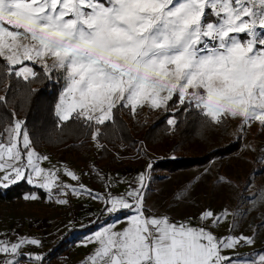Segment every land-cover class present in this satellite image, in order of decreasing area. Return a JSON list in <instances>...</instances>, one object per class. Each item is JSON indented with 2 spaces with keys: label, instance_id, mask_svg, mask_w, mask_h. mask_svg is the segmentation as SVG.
Returning a JSON list of instances; mask_svg holds the SVG:
<instances>
[{
  "label": "snow or ice",
  "instance_id": "1",
  "mask_svg": "<svg viewBox=\"0 0 264 264\" xmlns=\"http://www.w3.org/2000/svg\"><path fill=\"white\" fill-rule=\"evenodd\" d=\"M0 60L4 72L29 83L41 78L35 65L45 81L55 78L57 127L78 121L95 128L97 145L100 126L119 109L172 111L173 130L181 110H195L210 128L231 119L241 132L254 122L264 129V0H0ZM37 91H29V102ZM12 117L0 128V189L26 180L59 205L70 194L102 201L112 222L86 238L96 245L86 264H264V252L239 251L254 245V236L211 231L227 208L202 211L195 226L192 218L150 214L151 160L125 192L94 193L71 170L63 175L78 187L43 168L49 158L36 151L27 121ZM121 214L124 226L117 229ZM16 236H0V264H43L44 254L26 250L43 242Z\"/></svg>",
  "mask_w": 264,
  "mask_h": 264
},
{
  "label": "rangeland",
  "instance_id": "2",
  "mask_svg": "<svg viewBox=\"0 0 264 264\" xmlns=\"http://www.w3.org/2000/svg\"><path fill=\"white\" fill-rule=\"evenodd\" d=\"M25 63L32 66L31 62ZM34 68L41 67L35 65ZM127 111L133 114L130 109ZM137 111H141L143 116L150 112H161L150 111L147 107L138 108ZM229 124L226 141L239 139L240 148L230 156L211 160L204 167L166 175L152 170L146 207L150 214L167 215L173 222L192 218L194 226L202 211L211 209L219 214L227 208L230 214L212 226L211 231L221 237L241 234L254 236V245L239 249L248 254L264 247V129L254 122L241 132L236 121L229 119ZM133 140L135 145L132 147L118 144L109 151L114 158L110 164L98 161L101 145L94 142L91 150L77 156L54 155L44 149L38 153L49 158L41 161V166L54 172L59 170L57 174L60 180L78 187L70 177L63 175L65 169L71 170L94 193L111 191L119 195L126 191L127 181L143 172L150 160L157 162L173 157L168 146L153 153L143 145L141 136ZM214 141L207 137L204 143L194 142L193 149L202 154L206 147L217 144ZM40 190L44 193L43 199L25 200L24 195L14 203L0 204V236L7 233L10 238L16 239L19 233L22 237L38 238L43 242V247L33 246L26 250L45 255L70 229L81 228L97 217L102 219L98 226L105 219H110L102 214L103 202L90 198L86 193L70 194L67 197L69 202L59 205L54 197L49 199L48 193ZM122 216L117 229L124 226ZM111 222L110 219L108 223ZM88 236L72 244L68 252L53 264H86L87 256L96 247L95 244H86ZM21 264H27V261L22 260Z\"/></svg>",
  "mask_w": 264,
  "mask_h": 264
},
{
  "label": "trees",
  "instance_id": "3",
  "mask_svg": "<svg viewBox=\"0 0 264 264\" xmlns=\"http://www.w3.org/2000/svg\"><path fill=\"white\" fill-rule=\"evenodd\" d=\"M5 64L0 60V96L7 97L6 103L0 102V128L7 126L15 112L19 119L27 121L26 130L31 134L36 151L44 149L54 155L70 157L91 150L93 147L91 132L95 128L86 129L78 121L57 127L56 117L51 110L54 104L53 97L58 94L59 89V85H55V78L52 82H47L43 79V69L34 68L41 78L30 77L29 83L14 74L4 72ZM32 89L38 91L29 102V91ZM172 107L175 109L177 105L173 103ZM172 114V111L169 114L161 111L143 116L141 111L133 115L127 109L116 110L114 121L107 122L106 126H100L102 135L99 138L101 146L98 161L110 164L114 158L109 151L114 150L118 144L132 147L135 145L133 139L141 136L143 145L153 153L159 152L164 146L170 147L173 157L152 161V170L157 174L166 175L204 167L213 159L232 155L241 146L239 139L226 141L229 137V120L219 128H210L204 124V120L195 110L188 112L181 110L174 113L178 125L173 130L167 124L168 116ZM207 137L215 139L214 142L217 144L214 147L209 145L204 153L199 154L198 150L193 149L194 142L204 143ZM33 193L39 197L38 199L44 198L43 192L22 180L7 189H0V204H11L24 195ZM101 220L97 217L94 224L69 230L45 253L43 263L57 262L81 236L93 232ZM105 221L109 222V219ZM257 251L264 252V247Z\"/></svg>",
  "mask_w": 264,
  "mask_h": 264
},
{
  "label": "crops",
  "instance_id": "4",
  "mask_svg": "<svg viewBox=\"0 0 264 264\" xmlns=\"http://www.w3.org/2000/svg\"><path fill=\"white\" fill-rule=\"evenodd\" d=\"M37 152H38V151H37ZM34 188H35V187H34ZM38 190H40V189H38ZM40 191H41V190H40ZM41 192H42V191H41ZM95 220H96V219H94L93 221H95ZM109 222H110V219H109ZM89 224H90V223H89ZM89 224H87V225H89ZM85 226H86V225H85ZM83 227H84V226H83ZM81 228H82V227H81ZM72 229H79V228H72ZM70 230H71V229H70ZM95 230H96V229H95ZM95 230H94V231H95ZM94 231H93V232H94ZM91 233H92V232H91ZM89 234H90V233H89ZM86 235H88V234H86ZM83 236H85V235H83ZM83 236H81V237H83ZM81 237H80V238H81ZM80 238H79V239H80Z\"/></svg>",
  "mask_w": 264,
  "mask_h": 264
}]
</instances>
